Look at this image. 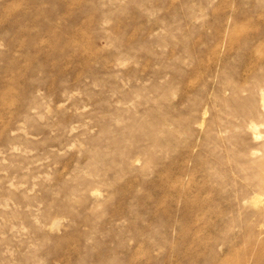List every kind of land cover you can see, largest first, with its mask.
Returning a JSON list of instances; mask_svg holds the SVG:
<instances>
[{"label":"rangeland","instance_id":"obj_1","mask_svg":"<svg viewBox=\"0 0 264 264\" xmlns=\"http://www.w3.org/2000/svg\"><path fill=\"white\" fill-rule=\"evenodd\" d=\"M264 0H0V264H264Z\"/></svg>","mask_w":264,"mask_h":264},{"label":"bare ground","instance_id":"obj_2","mask_svg":"<svg viewBox=\"0 0 264 264\" xmlns=\"http://www.w3.org/2000/svg\"><path fill=\"white\" fill-rule=\"evenodd\" d=\"M264 100V99H263Z\"/></svg>","mask_w":264,"mask_h":264}]
</instances>
